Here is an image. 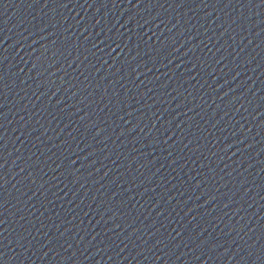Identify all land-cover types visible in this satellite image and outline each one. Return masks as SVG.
<instances>
[{"label":"water","instance_id":"1","mask_svg":"<svg viewBox=\"0 0 264 264\" xmlns=\"http://www.w3.org/2000/svg\"><path fill=\"white\" fill-rule=\"evenodd\" d=\"M258 3L0 0L3 264H259Z\"/></svg>","mask_w":264,"mask_h":264},{"label":"snow or ice","instance_id":"2","mask_svg":"<svg viewBox=\"0 0 264 264\" xmlns=\"http://www.w3.org/2000/svg\"><path fill=\"white\" fill-rule=\"evenodd\" d=\"M148 2L152 3L153 0H148ZM237 2H239V0H237ZM247 2H248V5L250 6L251 4H253L255 2V0H247ZM45 3H47V0H45ZM229 3H231V0H229ZM261 6H264V0H259L257 7H261ZM112 42L116 43V41H112ZM119 47H120V45L117 44V48H119ZM4 59H6V57ZM0 62H2V61H0ZM2 79H3V77L0 76V80H2ZM0 127H2V125H0ZM72 163H74V161H72ZM2 166L3 165H0V167H2ZM0 179H3V177H0ZM0 187H3V185H0ZM0 223H3V221L0 220ZM20 239H23V237L21 236ZM5 247H6V245L3 244L2 241H0V249H3ZM4 255H6V253L4 251L0 250V258H2ZM250 255H251V253H250ZM257 260L259 261V264H264V248H262L260 250V253L257 255ZM0 264H3L2 259H0Z\"/></svg>","mask_w":264,"mask_h":264}]
</instances>
